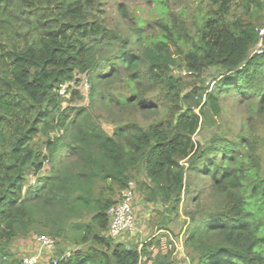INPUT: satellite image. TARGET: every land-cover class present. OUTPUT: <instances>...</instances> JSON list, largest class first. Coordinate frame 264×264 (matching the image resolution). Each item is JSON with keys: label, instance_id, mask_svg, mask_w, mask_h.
<instances>
[{"label": "trees", "instance_id": "obj_1", "mask_svg": "<svg viewBox=\"0 0 264 264\" xmlns=\"http://www.w3.org/2000/svg\"><path fill=\"white\" fill-rule=\"evenodd\" d=\"M212 3L194 36L161 21L148 40L139 24L132 43L106 26L100 0H0V264H22L8 244L31 232L56 241L72 234L78 246L89 244L69 257L60 252L56 264H139L151 257L158 239L139 250L107 236L108 212L118 202L112 194L128 188L138 168L147 200L171 203L172 211L189 194L191 176L210 182L209 200L191 196L195 207L185 208L191 264H264L257 142L247 132L194 140L220 116L227 96L264 115V0ZM209 69L218 72L213 86L201 80ZM179 70L198 82L187 88ZM122 78L126 93L104 91ZM84 79L88 107H63L61 87L75 82L73 97ZM96 101L121 113L135 108L144 121L122 120L110 135L91 110ZM38 136L45 153L34 148ZM46 166L27 187L28 172L39 175Z\"/></svg>", "mask_w": 264, "mask_h": 264}, {"label": "rangeland", "instance_id": "obj_2", "mask_svg": "<svg viewBox=\"0 0 264 264\" xmlns=\"http://www.w3.org/2000/svg\"><path fill=\"white\" fill-rule=\"evenodd\" d=\"M213 7L212 0H100L98 6L101 16L105 19L106 26L121 38H130L134 43L138 36L136 34L139 24L143 27V35L145 40L154 37L158 32L159 22H167L170 24H179L186 27L188 34L194 36L200 20L203 15ZM236 8V6H234ZM237 9V8H236ZM241 15V11L237 10ZM264 29V26L260 29ZM138 48L133 45V49ZM259 46L254 49L258 51ZM253 51V52H254ZM176 75L180 77L187 88L198 82L193 76H189L184 70H179ZM218 72L214 69L207 70L201 77L206 85L213 86V81L217 78ZM81 83V82H80ZM125 80L120 79L110 81L103 85L104 91L107 93L118 95L120 92L126 93ZM79 94L68 97L63 103V107L85 106L88 107L90 98L89 91L81 88V84L77 85ZM122 93L123 95H125ZM153 98V97H152ZM97 102V101H96ZM99 104V102H97ZM96 104V105H97ZM222 112L220 116L215 117L209 124L203 125L194 135V140L201 144H206L214 136H223L228 139L236 138L243 132H247L251 139L257 142L258 153L262 157V172L264 175V115L253 113L249 103H241L233 96H227L222 100ZM98 116V120L103 129L112 134L115 126L122 120L127 118L142 123L144 118L142 114L135 108H128L123 113L115 108H109L99 104L96 109H92ZM250 116H254L251 118ZM54 136V135H52ZM44 137H36L33 142L34 148L45 153ZM48 166L39 175L31 169L27 175V187L36 183L38 177L43 176L47 172ZM142 168L133 171L131 184L135 186V207L138 209L141 217L135 211L137 220V230L134 234H125L120 238L114 239V243H122L125 247H138L141 244L150 241H157L155 244V264H191V250L184 245L185 229L187 218L185 212L193 210L195 203L192 202L191 196H199V199L208 201L210 198V182L205 179H198L191 176L187 180V191L184 194V202L178 210L172 211V204L166 203L157 198L154 201H148V193L146 192V182ZM141 195V197L138 196ZM115 201L119 200L120 192L116 191L112 194ZM142 224H148V228H144L142 232H138ZM173 239L174 246L171 249L164 250L160 246V239L167 236ZM106 234V233H105ZM48 236L47 234H43ZM42 234L31 232L28 237H20L8 244V250L14 258L22 260L28 256H34L38 259V264H52V260L60 252H73L76 249L85 250L89 245L75 244L72 234L68 235V239H57L56 246L53 249L44 248L38 243V237ZM71 238V239H70Z\"/></svg>", "mask_w": 264, "mask_h": 264}, {"label": "built area", "instance_id": "obj_3", "mask_svg": "<svg viewBox=\"0 0 264 264\" xmlns=\"http://www.w3.org/2000/svg\"><path fill=\"white\" fill-rule=\"evenodd\" d=\"M260 37L264 36V29L259 32ZM259 48L261 47V43H259ZM259 50V49H258ZM260 51V50H259ZM75 88V82H71L69 84L63 85L59 91V95L65 98H68L71 95V90ZM85 91L89 90V84L87 79L82 81V86ZM71 89V90H70ZM135 186L133 184H129V187L122 190L120 192L119 200L116 204L112 205L109 209V228L107 232V236L112 239H117L122 237L125 234H134L137 230V220L135 215ZM169 237V233H167ZM173 239L169 237V239L162 237L160 239V246L164 250L171 249L174 246L172 243ZM174 242V241H173ZM38 243L44 248L53 249L56 246L57 241L49 236L42 235L38 237ZM147 243V242H146ZM143 243L140 246V249L146 244ZM155 245L151 247V251L154 252ZM71 255L70 252H66L62 258L69 257ZM155 255H151V257H141L139 264H155ZM54 264L57 261L54 259ZM22 264H38L37 257L28 256L23 258Z\"/></svg>", "mask_w": 264, "mask_h": 264}, {"label": "crops", "instance_id": "obj_4", "mask_svg": "<svg viewBox=\"0 0 264 264\" xmlns=\"http://www.w3.org/2000/svg\"><path fill=\"white\" fill-rule=\"evenodd\" d=\"M138 196L141 197L140 194H138ZM135 211H136V213H137V218H138V216L141 217V215H140V213H138V209H136V207H135ZM142 226H143V227H139V228H138V232H140V233L142 232V230H143L144 228H148V224H142Z\"/></svg>", "mask_w": 264, "mask_h": 264}]
</instances>
